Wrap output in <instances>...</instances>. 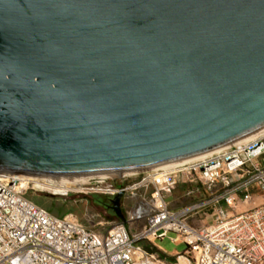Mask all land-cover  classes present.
I'll return each mask as SVG.
<instances>
[{"label":"water","instance_id":"water-1","mask_svg":"<svg viewBox=\"0 0 264 264\" xmlns=\"http://www.w3.org/2000/svg\"><path fill=\"white\" fill-rule=\"evenodd\" d=\"M262 128L264 0H0V173L147 170Z\"/></svg>","mask_w":264,"mask_h":264},{"label":"built area","instance_id":"built-area-1","mask_svg":"<svg viewBox=\"0 0 264 264\" xmlns=\"http://www.w3.org/2000/svg\"><path fill=\"white\" fill-rule=\"evenodd\" d=\"M34 186L111 198L124 192L129 202L123 219L101 217L89 228L71 213L57 216L27 198ZM164 239L185 246L177 261L161 257ZM184 258L189 264H264V133L116 175L0 173V264H181Z\"/></svg>","mask_w":264,"mask_h":264},{"label":"rangeland","instance_id":"rangeland-1","mask_svg":"<svg viewBox=\"0 0 264 264\" xmlns=\"http://www.w3.org/2000/svg\"><path fill=\"white\" fill-rule=\"evenodd\" d=\"M45 183L49 186L52 181L46 180ZM26 197L57 216H65L71 213L77 217L79 222L89 228H93L99 223L101 217H104L105 221L113 220L109 215L108 208L96 203V198L103 199L104 203H107L105 201L106 197L101 194L65 193L64 191L46 186H34L27 190ZM128 202L129 198L122 199V211ZM158 244L167 252L178 251L179 253H183L185 251V246L177 245L170 239L159 240ZM145 245L149 246V244ZM172 260L177 261L174 258H167L169 262ZM179 262L181 264H189V261L185 258L180 259Z\"/></svg>","mask_w":264,"mask_h":264},{"label":"trees","instance_id":"trees-1","mask_svg":"<svg viewBox=\"0 0 264 264\" xmlns=\"http://www.w3.org/2000/svg\"><path fill=\"white\" fill-rule=\"evenodd\" d=\"M106 197V199H105V201L107 202V203H104V200L103 199H100V198H96L95 200H96V203L97 204H102L103 206H105V207H107L108 208V211H109V215L113 218V219H116V220H119V218L115 215V213L113 212V210H112V203H111V197H107V196H105ZM145 246V248L148 250V251H150V252H152V251H155L156 250V248L155 247H153V246H147V245H144ZM172 262H173V260H172Z\"/></svg>","mask_w":264,"mask_h":264},{"label":"crops","instance_id":"crops-1","mask_svg":"<svg viewBox=\"0 0 264 264\" xmlns=\"http://www.w3.org/2000/svg\"><path fill=\"white\" fill-rule=\"evenodd\" d=\"M160 246V245H159ZM161 247V246H160ZM162 248V247H161ZM163 249V248H162ZM157 250V249H156ZM155 250V251H156ZM152 252H154V251H152ZM178 251H174V252H167V251H165L164 249H163V252L161 253V255H163V259H165V260H167V258H174V259H176V257H175V255H176V253H177ZM172 262V261H171Z\"/></svg>","mask_w":264,"mask_h":264},{"label":"bare ground","instance_id":"bare-ground-1","mask_svg":"<svg viewBox=\"0 0 264 264\" xmlns=\"http://www.w3.org/2000/svg\"><path fill=\"white\" fill-rule=\"evenodd\" d=\"M262 133H264V128H262V129H260V130H258V131H256V132H254V133L251 134V135H248L247 137L244 138V140H251V139H253L254 137H256V136H258V135H260V134H262Z\"/></svg>","mask_w":264,"mask_h":264}]
</instances>
